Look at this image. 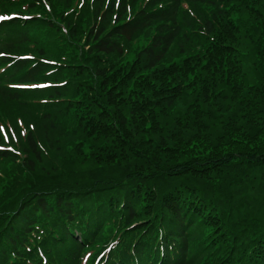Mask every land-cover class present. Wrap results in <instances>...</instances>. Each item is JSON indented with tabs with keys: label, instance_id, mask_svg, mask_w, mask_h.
<instances>
[{
	"label": "trees",
	"instance_id": "trees-1",
	"mask_svg": "<svg viewBox=\"0 0 264 264\" xmlns=\"http://www.w3.org/2000/svg\"><path fill=\"white\" fill-rule=\"evenodd\" d=\"M0 17V264H264V0Z\"/></svg>",
	"mask_w": 264,
	"mask_h": 264
},
{
	"label": "snow or ice",
	"instance_id": "snow-or-ice-1",
	"mask_svg": "<svg viewBox=\"0 0 264 264\" xmlns=\"http://www.w3.org/2000/svg\"><path fill=\"white\" fill-rule=\"evenodd\" d=\"M0 55H2V53H0ZM31 87H35V85H30ZM4 129L2 127H0V132H3ZM5 139H7V137H5Z\"/></svg>",
	"mask_w": 264,
	"mask_h": 264
}]
</instances>
